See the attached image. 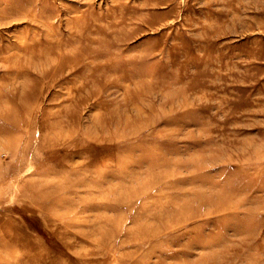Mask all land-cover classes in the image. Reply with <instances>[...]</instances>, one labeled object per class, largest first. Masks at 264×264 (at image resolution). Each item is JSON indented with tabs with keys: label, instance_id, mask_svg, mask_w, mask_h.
<instances>
[{
	"label": "rangeland",
	"instance_id": "1",
	"mask_svg": "<svg viewBox=\"0 0 264 264\" xmlns=\"http://www.w3.org/2000/svg\"><path fill=\"white\" fill-rule=\"evenodd\" d=\"M0 264H264V0H0Z\"/></svg>",
	"mask_w": 264,
	"mask_h": 264
}]
</instances>
